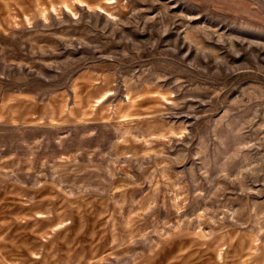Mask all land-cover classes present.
Returning <instances> with one entry per match:
<instances>
[{
    "label": "rangeland",
    "instance_id": "374dc122",
    "mask_svg": "<svg viewBox=\"0 0 264 264\" xmlns=\"http://www.w3.org/2000/svg\"><path fill=\"white\" fill-rule=\"evenodd\" d=\"M0 264H264V0H0Z\"/></svg>",
    "mask_w": 264,
    "mask_h": 264
}]
</instances>
